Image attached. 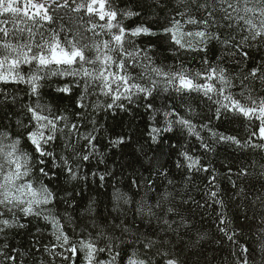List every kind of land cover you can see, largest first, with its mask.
Returning <instances> with one entry per match:
<instances>
[{
    "label": "snow or ice",
    "instance_id": "1",
    "mask_svg": "<svg viewBox=\"0 0 264 264\" xmlns=\"http://www.w3.org/2000/svg\"><path fill=\"white\" fill-rule=\"evenodd\" d=\"M155 3L161 9L165 7L162 0H155ZM174 8L182 10L175 11L167 18V26L154 31L144 21L135 27H128L125 21L140 17L142 13L133 11L130 6L120 8L115 0H0V83L3 88L24 84L28 87L29 97L37 98L35 103L22 105V116L15 121V132L12 117L16 113L0 107V234L13 227L25 228L26 225L20 223L22 217H43L51 222L54 229L52 234L56 243L51 248H64L68 245L71 255L79 256L83 252L85 264H186L175 252L167 251L165 246L169 241L166 239L157 241L135 237L133 233L134 238L129 240L127 236L130 229L124 224L111 225L113 231L118 230L120 237L124 239L114 235L105 236L107 217H104L105 228H101L95 237L82 230L79 238L72 240L65 234L60 220L46 208L54 200L53 191L42 179L39 186L35 180L28 179L37 170L40 177H47L52 167H57L58 171L66 169L71 178L76 177L69 163L70 158L57 156L53 149L57 146L55 142L67 132L64 150L71 148L75 151L71 134L73 131L78 132V126L72 124L69 128L66 116L54 115L49 105L39 102L44 82L52 77L72 78L75 87L80 90L75 103L82 110L89 107L85 100L98 94L111 98V103L105 105L107 109H123V100L153 96L162 84L165 92L173 90L179 96L186 92L202 93L209 100L216 96L215 115L218 119L242 117L248 123L246 140L242 141L236 135L213 132L216 143L264 149V94H255L251 83H245L259 81V91L264 93V56L255 61V66L243 76L239 94L231 91L234 85L226 70L207 59L212 42H216L222 49H234L231 53L222 52L217 56V61H221L224 55L240 54L247 63L252 60L250 53L253 50L257 53L264 50V0H175ZM222 30H226L223 35ZM142 37H164L174 56H179L181 50L203 52V70H197L193 74L181 64L178 71H173L171 66L165 71L163 66H157L148 55L149 50L155 47L152 43L144 46L137 44V40ZM23 66H27V71ZM136 69L140 71L134 75ZM72 88V84H65L56 91L71 93ZM0 94L7 99L8 94L3 89H0ZM91 106L98 108L100 105L93 103ZM146 107L152 109L153 104L150 102ZM76 115L80 117L81 113L77 112ZM164 115L166 118L175 115L177 119L167 120L168 127L165 129L153 128L154 134L170 131L175 123L186 127L190 134L199 135L190 120L179 116L175 105L171 106L170 111H165ZM25 119L27 123L24 122ZM62 121L65 122L64 128L58 126ZM81 138L87 141L85 147L92 145L94 138ZM253 138H258V141ZM122 142L123 137L113 141ZM201 146L208 148L205 143ZM180 155L184 157L186 164H177V167L186 166L188 170L197 172L212 171L202 165L201 157L189 152H182ZM76 156L83 161L90 158L89 155L81 156L80 153H76ZM57 160L62 161L63 165H57ZM50 162L52 167H49ZM261 168L264 169V165ZM252 175L254 174L247 170V166H243L237 172V179ZM262 179L264 171L260 173L258 182ZM146 183L151 187L153 181L147 180ZM231 183L234 198L242 202L251 200L252 205H260L259 217L255 213L252 217L244 216L245 221L257 218L260 220L256 232L259 238V261L254 259L256 249L245 247L239 242L243 235L242 229L233 227L231 219L224 213L220 214L218 231L233 245L232 254L237 257V264H264V182L260 183L258 190L255 184L247 189L240 187L237 190L236 182ZM212 186H216L214 175L209 177V187ZM114 196L117 201L124 199L125 203H129L119 190L114 192ZM218 197V190L209 191V199L224 207V200ZM166 198L167 194L164 199ZM156 208L161 209L165 216L169 213L178 214L173 207L164 209L159 200ZM138 212L146 213L150 218L156 217L158 223L163 224L162 231L165 235L186 227L183 218L178 224L168 219L161 220L152 206L145 209L141 204ZM93 227H96L95 223ZM199 238L203 239V236ZM104 239L108 243L100 247L99 244ZM237 247L239 252L235 251ZM3 248L8 249V245L5 244ZM45 249L49 250L48 246ZM104 253L108 254L106 260L100 259ZM0 255H5L14 264L15 257L7 255L3 250H0Z\"/></svg>",
    "mask_w": 264,
    "mask_h": 264
},
{
    "label": "trees",
    "instance_id": "2",
    "mask_svg": "<svg viewBox=\"0 0 264 264\" xmlns=\"http://www.w3.org/2000/svg\"><path fill=\"white\" fill-rule=\"evenodd\" d=\"M162 2L165 4L163 9L156 6L155 0H115L120 8L130 6L133 11L142 13L140 17L125 21L128 27H135L144 21L148 22L154 31H160L162 27L167 26V18L175 11L182 10L174 8L175 0ZM170 9L173 11H169ZM224 31L226 30H222V35ZM149 42L155 47L149 50L148 55L157 66H163L165 71H168L170 66L173 71H178L181 64L186 71L193 74L197 70H203L202 60L205 56L203 52L181 50L179 56H174L164 37L159 39L142 37L137 40V44L141 46ZM233 51L231 48L222 49L216 42H212L207 59L226 70L228 78L234 85L231 91L239 94L242 90L243 76L255 66V61L264 56V50L260 53L253 50L250 53L252 60L247 63L240 54L224 55L221 61L216 60L222 52ZM23 68L27 71V66ZM139 71L140 69H136L133 74ZM245 83H251L255 94H264L259 91L261 88L259 81ZM65 84L73 85L71 93L56 91ZM0 89L8 94L7 99L0 94V107L16 113L12 117L15 132V121L22 116V105L35 103L37 98L29 97L28 87L24 84L3 88V84L0 83ZM41 92L39 101L41 104L49 105L54 115L66 116L69 128L72 124L78 126V132L73 131L71 134V143L75 151L71 148L64 150V142L68 139L67 132L55 142L57 146L53 149L57 156L64 155L70 158L69 163L76 177L71 178L66 169L58 171L50 162L49 167H52V171L49 176L40 177L37 170L35 175L28 179L35 180L37 186L42 179L53 191L54 200L46 208L60 220L65 228V234L72 240L78 239L82 230L92 233L95 237L101 228H105L104 217H107L105 236L120 237V232L113 231L111 225L124 224L130 229L127 236L129 240L134 238L133 233L135 237L157 241L161 238L166 239L169 241L165 246L167 251L175 252L181 261H186V264H237V257L232 254L233 245L218 231L220 214L224 213L231 219L233 227L237 230L242 229L243 235L240 236L239 242L245 247L256 249L254 259L259 261V238L256 232L260 220L257 218L245 221L244 216L252 217L255 213L259 217L260 205H252L251 200L242 202L234 198L231 181L236 182L237 190L240 187L247 189L252 184H255L258 190L260 183L264 182V179L258 182L260 173L264 171L261 168V165H264V149L216 143L212 135L213 132H223L227 135H236L242 141L246 140L248 138L246 118L229 116L218 119L215 115L216 96L211 100L197 92H186L179 96L173 90L165 92L163 84L153 93L154 100L153 96L147 98L141 96L132 101L123 100L122 103L125 105L123 109L118 107L107 109L105 105L111 103V98L99 94L85 100V103L89 104L87 109L77 108L75 101L80 95V90L75 87V82L70 77H52L44 82ZM220 99L222 100V97ZM150 102L153 104L152 109L146 107ZM93 103H99L100 106L93 108L91 106ZM173 105L179 116L191 121L199 135L190 134L186 127L175 123L170 131H161L158 134L152 132L153 128H167V120L177 119L175 115L167 118L164 115V112L170 111ZM77 112L81 113L80 117L76 115ZM24 122L27 123V119ZM202 125L207 127H201ZM58 126L64 128L65 122H60ZM81 136L94 138L92 139L94 147L92 145L85 147L87 141ZM121 137L122 143H113ZM253 140L258 141V138ZM202 143L207 144L208 148L202 147ZM182 152L201 157L202 165L212 171L197 172L188 170L186 166L177 167V164H186L184 157L180 155ZM76 153H80L81 156L89 155L90 158L83 161ZM56 163L63 165L60 160ZM243 166H247V170L254 175L237 179V172ZM213 175L216 176V186L210 188L209 177ZM101 176L104 178L101 179ZM147 180L153 181L151 187L147 185ZM116 190H119L129 203H125L124 199L117 201L114 196ZM210 190L219 191L218 198L224 200V207L209 199ZM166 194L167 198L164 199ZM158 200L164 209L173 207L178 214L169 213L165 216L161 209L156 208ZM185 201L187 203H184ZM141 204L145 209L152 206L161 220L168 219L178 224L183 218L186 227L165 235L162 231L163 224L158 223L156 217L150 218L146 213L138 212ZM20 223L26 227H13L0 234V250L15 257L14 264H85L83 252L79 256L71 255L68 245L64 248H51L56 240L49 220L30 216L22 217ZM93 223L96 227H93ZM200 236H203V239H200ZM105 243H108L106 239L102 240L99 246L103 247ZM5 244L8 245V249L3 248ZM45 246H48L49 250H46ZM235 251L239 252V248H235ZM57 252L60 254L55 255ZM107 258V253L100 257L105 260ZM0 264H13V261L6 259L5 255H0Z\"/></svg>",
    "mask_w": 264,
    "mask_h": 264
}]
</instances>
